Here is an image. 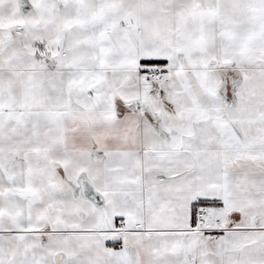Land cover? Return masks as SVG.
Returning a JSON list of instances; mask_svg holds the SVG:
<instances>
[{
	"label": "snow or ice",
	"instance_id": "1",
	"mask_svg": "<svg viewBox=\"0 0 264 264\" xmlns=\"http://www.w3.org/2000/svg\"><path fill=\"white\" fill-rule=\"evenodd\" d=\"M0 264H264V0H0Z\"/></svg>",
	"mask_w": 264,
	"mask_h": 264
}]
</instances>
